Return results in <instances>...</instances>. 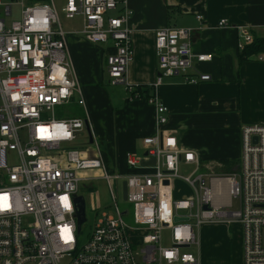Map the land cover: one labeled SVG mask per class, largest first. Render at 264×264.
Listing matches in <instances>:
<instances>
[{"label":"built area","instance_id":"2783aa9c","mask_svg":"<svg viewBox=\"0 0 264 264\" xmlns=\"http://www.w3.org/2000/svg\"><path fill=\"white\" fill-rule=\"evenodd\" d=\"M61 11L68 19L82 18L78 33L85 40L110 42L112 52L104 58L108 82L124 84L129 92L125 71L133 47L124 26L131 15L125 1L64 0ZM11 16V3L0 0V264H199L189 250L198 244L194 229L211 222L238 223L242 264H264V124L240 127L237 170L228 177L236 209L212 205L199 161L191 150L180 149L168 131L142 140L155 159L152 173L122 177L100 157L84 156L68 144L84 131L85 119L72 116L68 108L84 101L78 83L68 77L53 1L21 0L19 18L8 22ZM217 25L228 22L220 18ZM238 37V50L253 41L246 27H238ZM189 38L186 28L165 27L154 34L159 75L150 85L153 93L144 99L154 106L157 125L167 120L166 107L154 94L162 77L182 74L190 84L210 79L206 73L187 74L193 57ZM252 58L264 63V52ZM136 164L135 156L128 155L126 165ZM181 164L192 167L185 176L178 174ZM91 169L101 170L117 218L102 215L84 239L73 197L87 180L80 172ZM177 177L189 185L190 198H170L169 181ZM112 180L125 181L122 201L128 207L118 203ZM165 229L170 231L168 245L161 239Z\"/></svg>","mask_w":264,"mask_h":264},{"label":"crops","instance_id":"0c3cea01","mask_svg":"<svg viewBox=\"0 0 264 264\" xmlns=\"http://www.w3.org/2000/svg\"><path fill=\"white\" fill-rule=\"evenodd\" d=\"M124 1L131 11L124 23L133 47L125 71L130 85L150 86L159 75L154 34L165 27L190 30L193 57L187 74L206 73L210 79L190 84L182 74L162 77L154 94L166 107L167 120L157 125L154 106L144 98L113 97L103 88L104 58L112 52L110 42L91 43L79 31L62 29L68 77L78 83L84 101L75 109L81 110L92 133L94 146L89 157H100L122 177L151 174L155 159L142 140L168 131L180 149L191 150L199 161L212 205L230 209L234 198L228 177L237 170L240 127L264 124V63L252 57L239 61L238 27H246L253 37H264V0ZM220 18L228 25L218 26ZM199 54L211 58L197 61L195 55ZM131 154L137 159L133 167L126 165ZM169 183L170 198L192 196V190L178 187L175 179ZM197 232L195 255L200 263L205 257L215 264H242L238 223H203Z\"/></svg>","mask_w":264,"mask_h":264},{"label":"rangeland","instance_id":"374dc122","mask_svg":"<svg viewBox=\"0 0 264 264\" xmlns=\"http://www.w3.org/2000/svg\"><path fill=\"white\" fill-rule=\"evenodd\" d=\"M11 3V10H12V16L9 17L8 22L15 21L19 18V12H20V3L21 0H6ZM54 9L57 13V19L59 24L61 25V28L64 30H75L79 31L81 29V18L79 16H75L74 18L68 19L65 17L64 13L61 11V8L64 5V0H52ZM116 13L115 10L109 11V15H114ZM105 65V64H104ZM104 81L102 82L103 88L109 93V95H113V97H122L126 93V85L124 84H116L112 85L108 82V75L106 72V67L104 66ZM75 106L72 107V109L69 107V111H74ZM66 110V108L64 109ZM77 111H80V109L76 108ZM81 112V111H80ZM78 114V113H75ZM80 114V113H79ZM91 132V130H90ZM92 135V133H91ZM77 150H79L82 155L84 156H92V150H93V144H88V137L85 131H82L78 135H76L75 139L68 143ZM107 168L111 170V165H108ZM192 170V167H186L180 165L178 174L185 176ZM80 175L86 176L87 180H84L80 183L77 195H81L84 198V213L86 221L85 223H82L81 225V238L86 239V234L89 232L90 225L93 224V221L97 222L101 218H103L102 215H105L106 217H114L117 218L114 205L111 203V199L109 196L108 188L101 177L102 172L99 169H91L80 172ZM177 182V186L181 188H189V185L184 182L181 178L177 177L175 178ZM121 183L122 180L117 181L116 183L114 180L111 181L112 186H115L118 189L119 192V204L123 207H128V203H125L121 199ZM236 200L233 199V204L230 207V209H236ZM126 220H130V216L126 217ZM241 229V228H240ZM195 235L198 237L197 228L194 230ZM170 231L169 229H165L161 233V239L162 243L164 245H168ZM195 246L192 245L189 250L195 253ZM241 253H242V233H241ZM201 263L199 261V264H215L214 261H212L209 258H201Z\"/></svg>","mask_w":264,"mask_h":264},{"label":"trees","instance_id":"16d2710c","mask_svg":"<svg viewBox=\"0 0 264 264\" xmlns=\"http://www.w3.org/2000/svg\"><path fill=\"white\" fill-rule=\"evenodd\" d=\"M258 52H264V37L255 36L253 37V41L249 45H246L242 50H239L238 59L239 61L247 60ZM150 90H151V86L131 85V90L129 92L126 91V95L128 99H141L149 96ZM80 111L74 109V111H72V116L85 118L82 112Z\"/></svg>","mask_w":264,"mask_h":264},{"label":"water","instance_id":"95a60500","mask_svg":"<svg viewBox=\"0 0 264 264\" xmlns=\"http://www.w3.org/2000/svg\"><path fill=\"white\" fill-rule=\"evenodd\" d=\"M83 123H84V131L86 132L87 137H88V144H91L93 142V139H92V135L90 132V127H89L86 119H84ZM166 183H167V180L164 181V184H166ZM121 198L123 201L126 200V183H125V181H122V183H121ZM73 205H74V209H75V215L77 218V228H79L80 225L85 221V213H84L85 202H84L83 196L76 194L73 197ZM123 214H126V211H124ZM181 219L182 218L175 217L174 221H178ZM184 219H186V218H184ZM180 247L187 248L186 245H182Z\"/></svg>","mask_w":264,"mask_h":264}]
</instances>
